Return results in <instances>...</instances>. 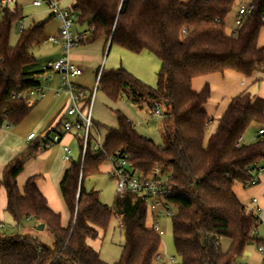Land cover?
Instances as JSON below:
<instances>
[{
    "label": "trees",
    "instance_id": "1",
    "mask_svg": "<svg viewBox=\"0 0 264 264\" xmlns=\"http://www.w3.org/2000/svg\"><path fill=\"white\" fill-rule=\"evenodd\" d=\"M235 1L73 0L75 24L88 27L82 45L105 40L106 48L116 45L137 54L148 52L161 62L155 88L121 67L103 69L98 90L113 102L126 96L151 113L160 104L162 144L137 132L120 112L118 127L106 129L102 151L93 149L90 141L83 157V140L75 135L80 157L71 161L60 183L70 216L64 226L62 215L48 207L38 190V177L30 178L23 192L18 187V176L42 147L40 140H33L5 167L0 190L5 189L6 211L17 223L31 219L44 224L55 242L46 246L33 237L0 230V264H107L87 241L107 231L114 212L102 203L98 191L86 188L85 181L100 174L106 157L116 152L128 154L129 163L141 172L159 167L172 175L168 201L177 209L172 226L180 264H238L259 223L234 187L248 181L247 169L264 159V138L257 136L250 145H242L241 139L253 123L264 128V100L249 91L233 98L205 143L212 119L204 106L211 91L208 86L200 93L192 90L193 79L200 76L231 70L251 78L264 69V47L258 46L264 28L263 0H252L250 16L233 36L226 33L225 20ZM22 20L18 9L6 8L0 17V128L19 125L28 117L33 106L15 96L34 89L39 84L36 76L44 72L33 69L31 49L46 40L49 21L21 30L12 47V30ZM114 204L122 214L125 238L117 264H156L161 236L146 225V202L132 193H117ZM224 239L230 242L226 250Z\"/></svg>",
    "mask_w": 264,
    "mask_h": 264
},
{
    "label": "rangeland",
    "instance_id": "2",
    "mask_svg": "<svg viewBox=\"0 0 264 264\" xmlns=\"http://www.w3.org/2000/svg\"><path fill=\"white\" fill-rule=\"evenodd\" d=\"M34 0H18L19 9L22 12L23 20L19 22L12 30L11 34V46H16L19 34H20V24L23 23L24 28L27 29L33 25V22H44L49 21L46 25L44 38H48L52 35L58 33L61 23L56 18L49 17L52 12L49 10L47 5H43L40 7H35L33 5ZM188 1V0H185ZM71 0H66L63 4H69ZM252 0H236L235 5L225 20L226 24V33L231 35L232 30L236 28L235 20L237 13L240 8H248L251 5ZM62 4V3H61ZM62 4V6H63ZM12 9H15V4L11 6ZM88 30L87 25H79L78 23L74 26L73 32L75 33H83ZM82 45V44H81ZM60 44L53 43H38L32 49L31 53L36 60V64L33 66V69L40 68L41 64L45 61L47 57H53L57 55V59H59L60 52ZM79 47V46H78ZM77 48V47H76ZM75 48V49H76ZM61 54V53H60ZM71 55H75L77 57H83V59L78 60L77 63L81 65L83 69L84 75L80 78L84 84H87L90 88L91 93L93 89L96 88V71L99 69H118L124 68L128 72H130L136 78L142 80L152 82L151 85L146 83L151 87H157L158 84V73L161 69V62L154 55L142 52L140 54L130 52L119 46H112L105 49V51L100 54V56H95L93 53L83 52H74L72 50ZM49 57V58H50ZM153 76V77H152ZM153 79V80H152ZM93 88V89H92ZM257 85L255 84L251 89L250 93L255 94L254 90H256ZM118 112H120L125 117L129 118L134 128L137 132L145 135L146 137L152 139L156 144H162V123L163 116L152 115L151 112L146 109H140L138 106L132 104L126 96H123L116 103L108 99L102 91H98L95 95V99L93 102V118L94 121L102 125L103 128L115 129L118 127ZM31 116V114L28 115ZM36 119L39 116H35ZM213 124L207 127L205 143L208 142L209 138L216 132L218 127V121L212 120ZM95 125V129L93 128V134H99L105 136L104 129L97 124ZM261 126L259 124H251L250 127L246 130L243 138L241 139L242 145H250L257 140V134ZM97 129V130H96ZM91 139V143H92ZM73 149V161H78L80 157V145L79 140L76 138L75 142L72 144ZM108 156L106 157V159ZM105 159V160H106ZM108 162H104L103 166L108 165ZM85 186L88 190L98 191L100 194L101 201L110 207L114 214L110 225L107 231H100L98 238L89 239L87 241L88 245L96 250L101 259L107 264H117L120 261L121 254L125 244L124 231L121 227L122 225V214L118 210V208L114 204L115 197L117 196V184L116 181L111 177L108 171L101 169L100 174L90 177L86 179ZM7 213V212H6ZM7 215H9L7 213ZM10 216V215H9ZM3 220L5 222L4 228L0 227V230L13 234L11 231L15 229L18 230V223L13 220L10 216ZM65 222L68 221V217H63ZM160 223L165 231V234L161 236V247L159 251V255H161V259L156 260V264H180L182 259L177 256L176 250L174 247L173 240V220L172 218H161ZM28 223H22L21 227L25 230L28 226ZM11 225V227H10ZM146 225L149 229L153 226V220L149 216L147 218ZM13 227V228H12ZM38 238L40 242L44 244V242H55L54 236L49 229L45 231H38ZM229 241L224 239L222 241L223 249L226 250L229 246ZM53 244V243H52Z\"/></svg>",
    "mask_w": 264,
    "mask_h": 264
},
{
    "label": "crops",
    "instance_id": "3",
    "mask_svg": "<svg viewBox=\"0 0 264 264\" xmlns=\"http://www.w3.org/2000/svg\"><path fill=\"white\" fill-rule=\"evenodd\" d=\"M65 1L66 0H63L61 1V3L63 4V2ZM14 4H15V9H19L18 0H13V3L7 6L6 8H9L10 10H14L11 7ZM72 6H73V0H71L69 4H65V3L63 4V7H72ZM2 12L3 11L0 12V17ZM51 16L52 14H50L49 17ZM34 24H36L35 21L33 22V25ZM45 42L46 41H43V43ZM258 46L260 48L264 47V28L260 30ZM105 49H106L105 40H99L93 44L80 45L79 47L74 49V52L84 51V54L91 52L95 56L98 55L100 56L102 51L104 52ZM71 53L69 56L71 62L82 70V75L80 77L73 78L72 83L76 88L80 90H84L89 93L90 88L88 87V85L84 84V82L80 80V78L84 75V72L83 69L81 68V65L77 63V61L83 59V57H77L75 55H71ZM58 55H60L59 58L62 56L61 46ZM49 57L45 59V61L41 64L40 68L36 69L37 71H43L47 63L55 61L54 59H57L58 56L55 55L53 57L50 58ZM102 70L103 69H99L96 71V81L98 76L101 74ZM144 81L150 85L152 83L146 80ZM41 84L45 88L44 97L38 99L33 105V109L30 114L31 116L34 117H27L23 122H21L19 125L16 126H3L0 128V181L3 178V172L5 167L13 159H15L20 153H22L33 141V140L32 141L28 140L29 135L34 133L36 135L35 140H39V138L50 134L54 130V128L58 125L60 119L62 118V114L64 113L65 109L68 106L67 93L63 92L60 95L56 94V89L60 85L59 76L54 74L52 78L42 79ZM255 84L257 85V88L256 90H254L255 94L252 95L264 100V69L257 70L251 78H247L231 70L225 71L224 73L200 76L193 79L192 90L195 93H200L204 90L205 87L208 86L210 88L211 91L210 98L208 99V102L204 106V111L209 115V117L212 120H217L219 122V120L228 110L232 102V99L239 95H242L247 91H250V89ZM151 114L153 116L155 115L154 113ZM39 115H41V117H37L38 119H36L35 116H39ZM94 124L100 126V124H98L95 121ZM211 124L213 123L210 122L208 127L211 126ZM101 127L102 125L100 126V128ZM103 129L105 132V136L100 133L101 129L100 130L96 129L97 131H99V134L98 132L97 134L101 138L102 142H104L105 140V137L107 135L106 129L108 128H103ZM75 139H76L75 135L72 134V135H66L62 141V145L67 144L70 147L72 152L71 153L72 160H73L72 144L75 142ZM62 145L58 144L51 148H47L43 151L40 150V153L36 158L26 163L23 172L17 178V183L20 191L23 192L26 182L32 177L35 176L38 177L36 181V185L38 190L46 198L48 207L55 213L61 214L62 217H66L67 215L68 221L65 222V220H63L64 226H67L70 220V216L61 195L60 183L64 177L66 170L70 167L71 162H66L63 159L64 152ZM103 165L101 169H103L104 167V170L110 172L111 170L110 165L109 164L106 166ZM234 192L237 198L239 199V201L243 205L247 206L249 210L253 211L254 213L256 212V214H258L260 221L259 226L257 228L256 238L253 241H251L249 245L246 247L245 253L240 259H238V263L261 264L262 256L259 254L257 248L259 243L264 241V182H261L259 185L250 189H244L240 183H237L234 187ZM253 199H257L258 201L256 206L252 204ZM6 208H7V194L5 189L2 188L0 190V224L2 225L5 224L3 220H5V218H8L7 216H9L6 213L7 212ZM257 209H259L260 211L258 212ZM25 222L28 223L27 224L28 227L24 230L23 227H21V225L22 223L24 224ZM38 225L39 223H36L34 220L31 219L24 220L18 223V228H19L18 230L20 231L17 230L15 231L14 229L11 232L13 234L18 233L21 234L22 236H29L38 239L40 235H38L39 232L35 229V227ZM46 229L47 228L45 227L43 231H45ZM44 245L53 246L54 242H46V243L44 242Z\"/></svg>",
    "mask_w": 264,
    "mask_h": 264
},
{
    "label": "built area",
    "instance_id": "4",
    "mask_svg": "<svg viewBox=\"0 0 264 264\" xmlns=\"http://www.w3.org/2000/svg\"><path fill=\"white\" fill-rule=\"evenodd\" d=\"M63 0H34L35 7L48 6L54 18H56L61 26L58 34L48 37L45 41L53 44H61L62 56L56 60L47 63L44 72L37 77L39 84L32 90L20 92L15 97L23 100L28 106H33L38 99L44 97V87L41 84L42 79L52 78L55 74L60 78V85L56 89V94L60 95L65 92L68 95V106L62 114L58 125L54 130L39 138L41 142V150L51 148L55 145H62L63 138L66 135H79L83 140L82 155L85 156L91 137L94 139L93 149L96 151L103 150V142L98 134H93L95 129L93 120V102L98 91L100 75L96 81V88L91 93L80 90L74 86L72 79L80 77L82 70L74 65L69 56L73 49L80 46L87 38L88 33H75L73 28L76 25V13L72 7L61 6ZM13 3V0H0V12L7 6ZM251 14L250 7L240 8L236 20V28L232 30V35L236 36L238 30L243 26L246 19ZM262 20L264 21V0ZM22 22V21H21ZM24 29L23 23L20 24V30ZM154 114L161 116L162 106L158 103L154 105ZM257 136L264 138V128H260ZM36 135L30 134L29 141L35 140ZM63 159L66 162L72 161L71 149L67 144H63ZM105 162H108L111 170L109 174L116 181L118 194L124 195L132 193L141 197L147 204L149 216L153 220L152 229L160 236L165 234V231L160 223L161 218H173L177 214L176 207L168 201V197L173 191V177L170 173L162 171L159 167H155L150 173H144L135 169L129 163V155L122 152H116L114 155L108 156ZM247 173L250 179L241 183L244 189H250L261 182H264V159L253 163L248 169ZM257 199L252 200L253 205H257ZM259 212L260 210L257 209ZM258 217V214H256ZM258 217V223H259ZM4 228V225L0 224ZM252 239L256 238L257 229L250 234ZM259 254L262 256L261 264H264V241H262L257 248ZM156 260L161 259V255H157ZM241 264V263H238Z\"/></svg>",
    "mask_w": 264,
    "mask_h": 264
},
{
    "label": "water",
    "instance_id": "5",
    "mask_svg": "<svg viewBox=\"0 0 264 264\" xmlns=\"http://www.w3.org/2000/svg\"><path fill=\"white\" fill-rule=\"evenodd\" d=\"M35 229L37 231H43L45 229V225L44 224H39L38 226L35 227Z\"/></svg>",
    "mask_w": 264,
    "mask_h": 264
}]
</instances>
